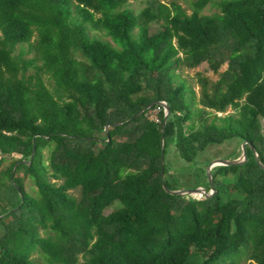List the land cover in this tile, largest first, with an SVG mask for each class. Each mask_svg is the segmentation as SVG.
I'll return each instance as SVG.
<instances>
[{
    "label": "trees",
    "instance_id": "trees-1",
    "mask_svg": "<svg viewBox=\"0 0 264 264\" xmlns=\"http://www.w3.org/2000/svg\"><path fill=\"white\" fill-rule=\"evenodd\" d=\"M128 1L0 0V165L14 159L0 176V264H36V253L47 264H240L243 252L264 264L252 151L264 165V0L223 1L213 15L201 14L213 0H184L192 14L177 0L138 13ZM203 63L219 79L201 78L197 96L177 72ZM155 103L172 110L164 127L160 106L136 116ZM231 142H246L247 161L214 167L211 184L206 153ZM172 151L200 169L188 190L212 196L168 192L184 188Z\"/></svg>",
    "mask_w": 264,
    "mask_h": 264
},
{
    "label": "rangeland",
    "instance_id": "rangeland-1",
    "mask_svg": "<svg viewBox=\"0 0 264 264\" xmlns=\"http://www.w3.org/2000/svg\"><path fill=\"white\" fill-rule=\"evenodd\" d=\"M227 1V0H213L212 4L209 5L201 14L203 15H213L220 13L219 8H217V4ZM171 0L164 2V4L169 5L171 4ZM177 2L189 13H193V9L191 6L190 2H185L184 0H177ZM147 7H151L153 10L156 12H159L157 10L156 4L153 3L152 0H138L136 2H131L128 1L126 2L125 6L123 9H131L135 13H138L140 10H143ZM166 22V20H162L160 22V25ZM158 25L156 23H152L151 25V32L155 31L158 29ZM92 35H96L98 37L103 38L106 41L112 42L111 38L105 37L104 33L101 32H92ZM36 41V37H34L33 42ZM26 51L30 50V47L28 45L24 46ZM20 52V49L17 50V54ZM36 57V52H31V53H26L24 55V59L30 60ZM37 67L41 68L43 66V63L41 61H38L36 63ZM37 67H31L27 73V76L34 75L38 70ZM228 65L225 64L221 68V72L225 71L227 69ZM178 75L181 82H186L188 86L193 88L197 96H199L201 87H200V79L201 78H207L210 79L211 81L215 82L219 79V75L215 74L209 67L207 63L201 64L199 67L190 69L187 67H182L180 70H178ZM43 78L46 80L47 85L49 86L50 89L53 88V82L49 79V76L47 74L41 73ZM234 113L232 108H229L226 113L224 114H219L220 116L222 115H228ZM158 114V111H150L148 112L149 118L156 119ZM263 131H264V122H263ZM241 152V153H240ZM47 153V151H46ZM240 153V154H239ZM236 154V156H235ZM206 156L212 159L213 161L225 159L228 156H235L239 160H243L242 157V148L239 147V145L236 142H231V143H225L221 146H215L211 147L208 149ZM19 158V157H18ZM170 160L172 162L173 170L171 175H175L179 179V184L184 187L183 190H188L189 187H192L193 184H195L198 181V177L200 174V169L198 166L195 164H186L183 161L179 160L175 154L174 151L171 152L170 154ZM229 160H236V159H229ZM14 161L13 158H8L6 159L1 165H0V176L2 173L10 166V164ZM212 161V162H213ZM208 169V168H207ZM24 179V184L26 187V190L32 194H36L37 188L34 186V183L31 178H29L26 175H21ZM70 194L73 195L76 198H80L81 196V191L80 188H76V190L70 191ZM196 197L200 198L201 196ZM119 204V203H117ZM115 204L112 208L108 209L106 211V214H110L113 212L118 205ZM120 206V204H119ZM42 236H46V233L44 231H41ZM244 248H242L243 250ZM244 251V250H243ZM251 251V248L248 250ZM250 253L248 252L247 254H244V252L237 258V261L240 264H252L251 261L248 260ZM33 259L36 262V264H47L44 257L40 255L39 253L33 255Z\"/></svg>",
    "mask_w": 264,
    "mask_h": 264
},
{
    "label": "water",
    "instance_id": "water-1",
    "mask_svg": "<svg viewBox=\"0 0 264 264\" xmlns=\"http://www.w3.org/2000/svg\"><path fill=\"white\" fill-rule=\"evenodd\" d=\"M160 106L162 107L164 110H166V118H164V124L163 127L166 126L168 119L170 118L171 114H172V110L170 108V106L167 103H155V104H151L149 105L147 108H145L144 110H142L141 112L137 113V115H139L140 113H142L145 110H148L154 106ZM120 125V124H117ZM108 129V127L106 128ZM107 131V130H106ZM245 145L246 142L243 143L242 145V157L243 160H229V159H221V160H217V161H213L207 169V176L208 179L210 181V183L212 184V177H211V171L214 167L216 166H232V165H239V164H243L247 161V154H246V150H245ZM252 151L254 153V157L256 158V162L258 164L259 167H261L264 170V165L259 162V160L257 159V154L255 153L254 147L252 148ZM15 187L17 188V190L19 191L20 195L22 196V193L20 192L18 186L15 184ZM168 192L175 194V195H191V196H196V195H200L201 197H210L214 194V191H212V193H208L206 191V188L203 186H198L196 188H190V190H178V191H170L169 188H167ZM1 218V217H0Z\"/></svg>",
    "mask_w": 264,
    "mask_h": 264
},
{
    "label": "bare ground",
    "instance_id": "bare-ground-1",
    "mask_svg": "<svg viewBox=\"0 0 264 264\" xmlns=\"http://www.w3.org/2000/svg\"><path fill=\"white\" fill-rule=\"evenodd\" d=\"M197 196H200V195H197Z\"/></svg>",
    "mask_w": 264,
    "mask_h": 264
}]
</instances>
